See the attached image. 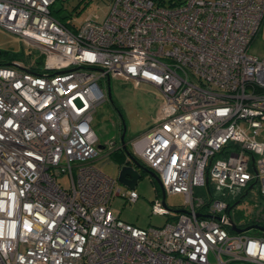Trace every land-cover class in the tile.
<instances>
[{"label": "built area", "instance_id": "built-area-1", "mask_svg": "<svg viewBox=\"0 0 264 264\" xmlns=\"http://www.w3.org/2000/svg\"><path fill=\"white\" fill-rule=\"evenodd\" d=\"M55 1L0 0V28L26 45L0 64V264H264V236L228 221L264 223L259 202L245 221L231 214L254 184L264 198V58L249 51L264 0H109L102 20L78 25L54 15ZM111 78L159 97L152 125L128 144L165 195L184 197L161 226L120 219L112 197L139 195L95 163L91 121ZM164 199L153 214L168 215Z\"/></svg>", "mask_w": 264, "mask_h": 264}, {"label": "rangeland", "instance_id": "rangeland-1", "mask_svg": "<svg viewBox=\"0 0 264 264\" xmlns=\"http://www.w3.org/2000/svg\"><path fill=\"white\" fill-rule=\"evenodd\" d=\"M179 0H164L165 4ZM109 0H56L52 5L53 13L59 17L73 16L74 24L78 25L85 16L89 14L98 15L102 20L107 11ZM262 29L250 44L249 51L259 57L264 58V23ZM0 50L19 51L22 58L25 56L26 45L17 40L13 34L0 28ZM39 50L32 48L30 58H37L40 62ZM20 59V58H16ZM103 87L106 83L103 81ZM111 98L106 94V99L97 106L91 125L98 137L99 154L95 158V163L102 172L116 178L120 167L125 163L120 145V134L122 130L121 117L126 125L124 141L129 150L128 142L130 139L142 134L152 125V118L156 112L159 101L155 88L148 83H140L135 86L131 81H122L111 78L109 80ZM261 133L264 134V123H262ZM113 142V151L108 148V142ZM257 158V157H256ZM76 173V170L75 172ZM140 177L135 185V191L139 197L136 201H129L123 195L112 197L111 207L118 217L126 222L139 227L161 226L171 220L172 210L184 207V197L180 193H169L165 195V203L169 210L168 215L153 214L151 203L156 198H161V190L158 183L146 172L141 171ZM63 187H69L70 179L67 174L58 177ZM118 183L122 192L128 189L125 185ZM213 198L222 199L230 204L234 202V195L223 187H218L209 183ZM194 193L198 197L209 199V193L206 187H195ZM259 194V185L254 184L249 194L238 204L231 212L236 221H245L251 210L254 208V202L264 204V198ZM260 231L251 228L246 231L248 235H259Z\"/></svg>", "mask_w": 264, "mask_h": 264}, {"label": "water", "instance_id": "water-1", "mask_svg": "<svg viewBox=\"0 0 264 264\" xmlns=\"http://www.w3.org/2000/svg\"><path fill=\"white\" fill-rule=\"evenodd\" d=\"M106 94H107V97L110 99L111 93H110L109 79H107V82H106ZM119 117H121V124H122V132L120 134V145H121V148L123 149L125 155L127 156L128 160L132 164L131 165L124 164L120 167L118 174H117L118 182L125 185L128 188H134L136 183H137L138 178L141 176L140 171H144V172L148 173L158 183L160 190H161L162 198H164L165 193H164L162 184L160 182V179L156 175V173H154L152 170L148 169L143 164H141L127 149L126 143L124 141L126 125H125L124 120L122 119V115L120 112H119ZM252 160H253V157H252ZM163 203L165 205V201H163ZM174 211H178V210H174ZM217 218L222 219L221 217H218V216H217ZM228 221L230 223L231 230L234 232H241V231L248 230L251 228H255V229H258L260 231H264V226H261L259 224H250V225H246L244 227H238L231 218H228Z\"/></svg>", "mask_w": 264, "mask_h": 264}, {"label": "trees", "instance_id": "trees-1", "mask_svg": "<svg viewBox=\"0 0 264 264\" xmlns=\"http://www.w3.org/2000/svg\"><path fill=\"white\" fill-rule=\"evenodd\" d=\"M57 17H59V16H57ZM59 18L64 19L65 17L61 16ZM20 57H22V54L19 51L15 52V51H10V50H0V64H6V63L10 62L12 59H16V58H20ZM121 152H122V155L124 156V158H123V160H124L125 157H127V156L125 155L123 149H121ZM251 221H253V219ZM259 233H260L259 235L264 236V232L260 231Z\"/></svg>", "mask_w": 264, "mask_h": 264}, {"label": "flooded vegetation", "instance_id": "flooded-vegetation-1", "mask_svg": "<svg viewBox=\"0 0 264 264\" xmlns=\"http://www.w3.org/2000/svg\"><path fill=\"white\" fill-rule=\"evenodd\" d=\"M125 164L131 165L132 163L129 160L125 159ZM249 192L250 191H247V189L246 190L244 189V190L239 192V194H238V196H237V198L235 200V201H237V203L235 204L234 208L237 207L239 203H241V201L249 194ZM262 224H264V223H262ZM262 224H259V225L264 226Z\"/></svg>", "mask_w": 264, "mask_h": 264}, {"label": "crops", "instance_id": "crops-1", "mask_svg": "<svg viewBox=\"0 0 264 264\" xmlns=\"http://www.w3.org/2000/svg\"><path fill=\"white\" fill-rule=\"evenodd\" d=\"M261 29H262V27L260 28V30H261ZM260 30H259V31H260ZM258 33H259V32H258ZM258 33H257V34H258ZM255 37H256V36H255ZM255 37H254V38H255ZM125 159H126V157H125ZM113 212H114V211H113ZM116 215H117V214H116Z\"/></svg>", "mask_w": 264, "mask_h": 264}, {"label": "clouds", "instance_id": "clouds-1", "mask_svg": "<svg viewBox=\"0 0 264 264\" xmlns=\"http://www.w3.org/2000/svg\"><path fill=\"white\" fill-rule=\"evenodd\" d=\"M135 188V187H134Z\"/></svg>", "mask_w": 264, "mask_h": 264}]
</instances>
